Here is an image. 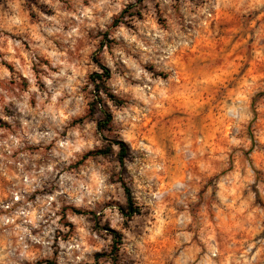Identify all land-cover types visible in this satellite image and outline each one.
<instances>
[{"label": "clouds", "instance_id": "obj_1", "mask_svg": "<svg viewBox=\"0 0 264 264\" xmlns=\"http://www.w3.org/2000/svg\"><path fill=\"white\" fill-rule=\"evenodd\" d=\"M0 264H264V0H0Z\"/></svg>", "mask_w": 264, "mask_h": 264}]
</instances>
